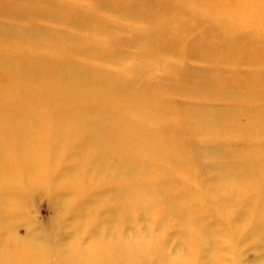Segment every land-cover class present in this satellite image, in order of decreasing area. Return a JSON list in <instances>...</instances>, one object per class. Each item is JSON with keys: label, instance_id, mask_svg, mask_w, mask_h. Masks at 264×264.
<instances>
[{"label": "rangeland", "instance_id": "1", "mask_svg": "<svg viewBox=\"0 0 264 264\" xmlns=\"http://www.w3.org/2000/svg\"><path fill=\"white\" fill-rule=\"evenodd\" d=\"M16 111L3 165L61 171L0 200V264H264V0H0Z\"/></svg>", "mask_w": 264, "mask_h": 264}, {"label": "bare ground", "instance_id": "2", "mask_svg": "<svg viewBox=\"0 0 264 264\" xmlns=\"http://www.w3.org/2000/svg\"><path fill=\"white\" fill-rule=\"evenodd\" d=\"M64 78L65 77H63V82L65 80ZM63 84H65V82ZM17 116H20L18 111L0 115V185H6L5 189L1 188L0 200L13 206L16 205L17 202L16 199H13L8 193L10 188H20L19 190H22L21 192L28 189L32 190L36 187L45 191L47 190V192L52 191V189L58 188V186H56L58 184L57 174L61 171L53 167V172L51 168H47L43 165L46 158L44 154L40 153V147L35 146L39 140L34 143V147L29 154H19L20 148L13 150V152L17 153V157L19 158L18 164H12L10 166L3 165L4 161L10 160L11 153L7 152L5 148L2 149V147L8 148L13 141H16L15 145L22 147L27 143L29 137V121L21 120V117L17 119ZM91 127L92 133L88 140L85 141V148H83V151L86 153L97 151L100 148L98 130L100 132L104 130L97 118L91 122ZM24 156H27L26 159H24ZM60 160L63 161L62 157ZM72 173L73 171L69 170V176H71ZM8 176L12 178L11 184L6 183ZM71 177H73V175ZM70 184L71 186L73 185L71 182H68L65 186H69ZM64 189L68 190L69 188L65 187ZM72 193L74 194V191H72Z\"/></svg>", "mask_w": 264, "mask_h": 264}]
</instances>
